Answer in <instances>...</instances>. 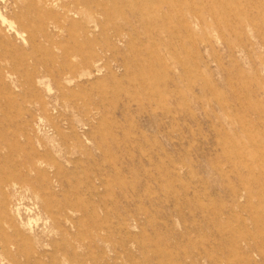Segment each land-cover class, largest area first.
I'll list each match as a JSON object with an SVG mask.
<instances>
[{
	"label": "rangeland",
	"instance_id": "obj_1",
	"mask_svg": "<svg viewBox=\"0 0 264 264\" xmlns=\"http://www.w3.org/2000/svg\"><path fill=\"white\" fill-rule=\"evenodd\" d=\"M0 264H264V0H0Z\"/></svg>",
	"mask_w": 264,
	"mask_h": 264
},
{
	"label": "bare ground",
	"instance_id": "obj_2",
	"mask_svg": "<svg viewBox=\"0 0 264 264\" xmlns=\"http://www.w3.org/2000/svg\"><path fill=\"white\" fill-rule=\"evenodd\" d=\"M43 1H48V0H43ZM93 37V36H92ZM96 41V40H95ZM57 145V144H56Z\"/></svg>",
	"mask_w": 264,
	"mask_h": 264
}]
</instances>
